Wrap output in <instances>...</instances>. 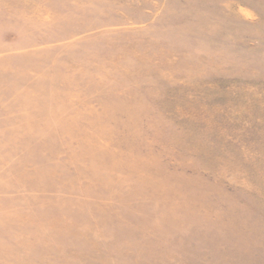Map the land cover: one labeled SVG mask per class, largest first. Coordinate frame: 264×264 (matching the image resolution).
<instances>
[{
  "label": "rangeland",
  "instance_id": "1",
  "mask_svg": "<svg viewBox=\"0 0 264 264\" xmlns=\"http://www.w3.org/2000/svg\"><path fill=\"white\" fill-rule=\"evenodd\" d=\"M0 264H264V0H0Z\"/></svg>",
  "mask_w": 264,
  "mask_h": 264
}]
</instances>
